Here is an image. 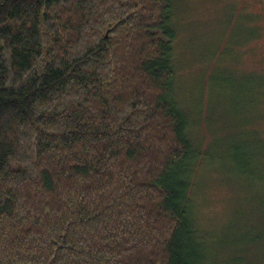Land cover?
I'll return each mask as SVG.
<instances>
[{
    "label": "trees",
    "instance_id": "trees-1",
    "mask_svg": "<svg viewBox=\"0 0 264 264\" xmlns=\"http://www.w3.org/2000/svg\"><path fill=\"white\" fill-rule=\"evenodd\" d=\"M173 1L0 0V264L264 255V194L241 234L195 220L215 157L190 138L200 93L177 98Z\"/></svg>",
    "mask_w": 264,
    "mask_h": 264
},
{
    "label": "rangeland",
    "instance_id": "rangeland-1",
    "mask_svg": "<svg viewBox=\"0 0 264 264\" xmlns=\"http://www.w3.org/2000/svg\"><path fill=\"white\" fill-rule=\"evenodd\" d=\"M173 2L182 32L175 61L182 75L183 96L177 98L191 110L190 101L200 93V120L189 132L190 138L195 143L197 139L202 150L207 149L215 157V175L206 177L201 195L206 202L194 207L195 220H215L222 231L231 228L241 234L247 231H243L244 226L233 224L239 221L243 225L245 216L260 212L257 201L264 194L259 181L261 173L264 177V62L259 55V0ZM245 151L253 165L245 167L252 174L248 172L242 178L231 158L241 161ZM245 262L264 264V255Z\"/></svg>",
    "mask_w": 264,
    "mask_h": 264
},
{
    "label": "flooded vegetation",
    "instance_id": "flooded-vegetation-1",
    "mask_svg": "<svg viewBox=\"0 0 264 264\" xmlns=\"http://www.w3.org/2000/svg\"><path fill=\"white\" fill-rule=\"evenodd\" d=\"M259 18H258V24L260 25L259 29V37H260V49H259V55H261L262 61L264 62V0H259ZM264 78V74H263ZM264 105V103L262 102Z\"/></svg>",
    "mask_w": 264,
    "mask_h": 264
}]
</instances>
